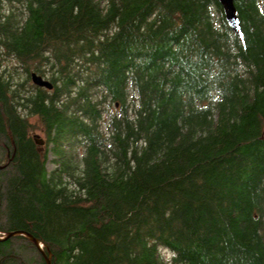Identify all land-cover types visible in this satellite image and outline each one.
<instances>
[{
	"label": "trees",
	"instance_id": "trees-1",
	"mask_svg": "<svg viewBox=\"0 0 264 264\" xmlns=\"http://www.w3.org/2000/svg\"><path fill=\"white\" fill-rule=\"evenodd\" d=\"M233 7L242 42L217 0H0V238L50 264H264V0ZM0 264L45 263L15 237Z\"/></svg>",
	"mask_w": 264,
	"mask_h": 264
},
{
	"label": "water",
	"instance_id": "water-1",
	"mask_svg": "<svg viewBox=\"0 0 264 264\" xmlns=\"http://www.w3.org/2000/svg\"><path fill=\"white\" fill-rule=\"evenodd\" d=\"M217 3L221 8L223 18H224V21H225L227 27L230 29V31L233 33V35L237 38V40L239 42H242L238 19L235 15V10L233 7V0H217ZM29 80H30L31 85L35 88H41V89H44L46 91H50V89H51V86L48 82L44 81L43 79L36 76L35 74H30ZM262 139L264 140V132L262 134ZM32 140H33L35 146H37L38 148L42 147L43 142L38 137H34ZM15 237H22V238L26 239L28 242H30L32 244V246L37 250V252L41 255L44 263L50 264L49 263V256L47 257L42 253L43 245L25 233L19 232V233L7 234L6 236L0 238V242H4L6 240H9V239L15 238Z\"/></svg>",
	"mask_w": 264,
	"mask_h": 264
},
{
	"label": "rangeland",
	"instance_id": "rangeland-1",
	"mask_svg": "<svg viewBox=\"0 0 264 264\" xmlns=\"http://www.w3.org/2000/svg\"><path fill=\"white\" fill-rule=\"evenodd\" d=\"M7 68V71H10V70H13V68L15 67L14 65H12L10 62H7L4 64V68L3 70H5ZM22 79V77H21ZM29 85H31L30 81H29ZM27 122L29 124V137H31L32 139L34 137H38L42 142H44V136H43V133H42V129H41V126L40 124L38 123L37 119L36 118H28L27 119ZM41 148V152H44L45 151V146L42 144V147ZM47 165H46V168L48 171L52 170V164H50L51 160H52V156L50 154L47 155ZM164 252L162 251L161 252V257L162 259L165 261V262H168L169 260V255L168 254H163Z\"/></svg>",
	"mask_w": 264,
	"mask_h": 264
}]
</instances>
